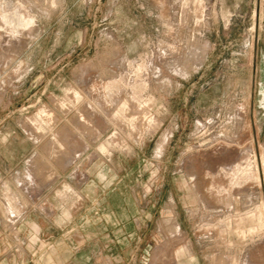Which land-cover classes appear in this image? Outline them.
I'll use <instances>...</instances> for the list:
<instances>
[{
	"label": "rangeland",
	"instance_id": "rangeland-1",
	"mask_svg": "<svg viewBox=\"0 0 264 264\" xmlns=\"http://www.w3.org/2000/svg\"><path fill=\"white\" fill-rule=\"evenodd\" d=\"M73 193L99 262L264 264V0H0L1 250Z\"/></svg>",
	"mask_w": 264,
	"mask_h": 264
},
{
	"label": "crops",
	"instance_id": "crops-1",
	"mask_svg": "<svg viewBox=\"0 0 264 264\" xmlns=\"http://www.w3.org/2000/svg\"><path fill=\"white\" fill-rule=\"evenodd\" d=\"M73 195L74 198H71V202L68 203V205H65L64 202H59V204L65 205H62L63 208L61 209V214H63L66 219L77 222V224H80L79 222L82 220L84 221V224L79 225L78 230H76L78 237L80 238L84 236V239L79 241L75 248L69 245V243L73 244V241L68 243L65 241V238L61 237L60 231L53 230L55 234H49L50 230H52V225H56V227L59 228L58 220L60 216L57 214L58 204L56 208H52V212L49 215L43 217L46 222L42 221L45 222L46 226L42 223L39 225L36 224L32 218H29L28 214L18 219V222H20L17 226L14 229H9L7 232L9 237L14 238L15 241L20 243L10 252L5 248V250L2 251L0 247V264H113L111 253L112 249H110V245L108 250L105 249V245L107 243L106 237L109 236L107 234H104V245H100V247L102 248L103 246V250L110 254V256H108V260L107 257L105 261L101 262L93 259V250L89 248L90 244H93V239H89L87 234H80L81 231L85 230L84 227H91L92 224L90 218H92V212L86 209V211L83 212L82 209L86 202L80 199L75 193H73ZM13 218L17 219L16 216H13ZM54 220H56L57 224L53 222ZM28 221L35 225L39 231L40 239L38 238V246L26 245L23 243L24 239L29 236H35L37 233L35 231L34 233L28 232L27 229L21 230L22 226L28 227ZM87 229L88 228H86V230Z\"/></svg>",
	"mask_w": 264,
	"mask_h": 264
}]
</instances>
